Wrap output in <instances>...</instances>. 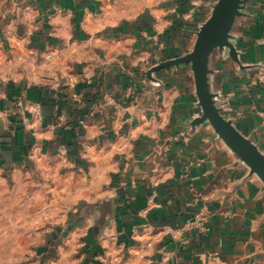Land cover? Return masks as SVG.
<instances>
[{
    "label": "crops",
    "instance_id": "0c3cea01",
    "mask_svg": "<svg viewBox=\"0 0 264 264\" xmlns=\"http://www.w3.org/2000/svg\"><path fill=\"white\" fill-rule=\"evenodd\" d=\"M217 1L0 0V184L42 172L66 193L91 264H264V181L192 125L190 64L152 71L193 49ZM244 13L241 64L216 52L211 84L264 154V0Z\"/></svg>",
    "mask_w": 264,
    "mask_h": 264
},
{
    "label": "rangeland",
    "instance_id": "374dc122",
    "mask_svg": "<svg viewBox=\"0 0 264 264\" xmlns=\"http://www.w3.org/2000/svg\"><path fill=\"white\" fill-rule=\"evenodd\" d=\"M236 40L233 33L235 46ZM26 175L21 185L12 172L1 175L0 264H91L87 226L78 224L66 193L53 192L42 172L31 181Z\"/></svg>",
    "mask_w": 264,
    "mask_h": 264
},
{
    "label": "water",
    "instance_id": "95a60500",
    "mask_svg": "<svg viewBox=\"0 0 264 264\" xmlns=\"http://www.w3.org/2000/svg\"><path fill=\"white\" fill-rule=\"evenodd\" d=\"M249 0H218L208 20L201 26L193 49L184 56L161 62L152 71H160L173 66L190 64L193 71L196 94L202 115L192 125L210 123L216 133L245 161L264 181V154L248 137L244 136L223 113L218 104L219 94L215 93L211 84V62L216 52L226 51L239 64L237 48L232 41L233 30L237 20L246 16L244 10Z\"/></svg>",
    "mask_w": 264,
    "mask_h": 264
},
{
    "label": "built area",
    "instance_id": "2783aa9c",
    "mask_svg": "<svg viewBox=\"0 0 264 264\" xmlns=\"http://www.w3.org/2000/svg\"><path fill=\"white\" fill-rule=\"evenodd\" d=\"M262 79L264 81V74H262ZM206 217H202L200 221H197V223H199L197 225V228L199 229V231L201 233H208L210 231L209 227L206 226Z\"/></svg>",
    "mask_w": 264,
    "mask_h": 264
}]
</instances>
